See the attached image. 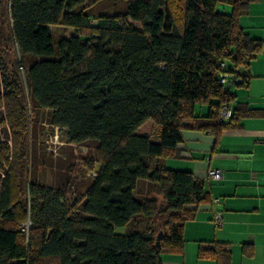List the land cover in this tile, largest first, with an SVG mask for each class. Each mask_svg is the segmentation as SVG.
Masks as SVG:
<instances>
[{"label":"trees","instance_id":"trees-1","mask_svg":"<svg viewBox=\"0 0 264 264\" xmlns=\"http://www.w3.org/2000/svg\"><path fill=\"white\" fill-rule=\"evenodd\" d=\"M107 1L7 0L24 82L0 57V264H162L163 252L182 250L183 225L207 198L191 173L162 165L178 157L182 121L218 136L258 115L233 109L234 96L218 80L234 73L230 80L243 85L262 48L238 22L254 0H119L122 13L103 11ZM57 26L74 35L54 43ZM225 104L232 112L223 122ZM196 105H208V115L196 117ZM37 111L49 113L69 145H94L98 153L92 179L71 206L61 189L25 179L27 114ZM147 122L157 128V143L137 134ZM140 184L162 203L145 197ZM25 186L30 199L20 202ZM160 216V226L141 228ZM122 227L126 235L114 233Z\"/></svg>","mask_w":264,"mask_h":264},{"label":"crops","instance_id":"crops-1","mask_svg":"<svg viewBox=\"0 0 264 264\" xmlns=\"http://www.w3.org/2000/svg\"><path fill=\"white\" fill-rule=\"evenodd\" d=\"M220 8L230 12L228 7ZM238 22L250 38L262 41V48L249 62L246 82L230 88L231 104L233 109L246 106L258 115L241 118L218 136L192 129L190 119L182 121L178 157L162 165L191 173L204 186L207 198L183 225L182 250L163 252L162 264H264V0L250 2ZM208 113V105L194 109L199 118ZM139 130L137 134L151 135ZM151 141L157 143L158 137L151 136ZM209 170H221L223 179L209 178ZM216 212L222 216L219 229L212 224ZM201 250L211 253L200 254ZM221 252L228 253L226 260Z\"/></svg>","mask_w":264,"mask_h":264},{"label":"rangeland","instance_id":"rangeland-1","mask_svg":"<svg viewBox=\"0 0 264 264\" xmlns=\"http://www.w3.org/2000/svg\"><path fill=\"white\" fill-rule=\"evenodd\" d=\"M94 1V0H88ZM103 11L123 12V5L119 0H109L100 5ZM54 43L59 39H68L74 35L72 29L60 26L51 27ZM0 57L9 70L18 69L19 75L24 82L23 72L18 66V55L12 45L9 35L8 5L7 0H0ZM17 62V63H16ZM24 103L27 105L26 91L24 93ZM29 120L28 150L25 153L24 176L30 184L34 186L44 185L47 188L61 189L64 194V202L71 206L76 198H80L85 188L92 179L91 175L95 171L89 170L92 164L96 170L98 167V153L94 145L75 146L69 145L65 138L64 130L49 124V113L37 111L27 114ZM149 132L153 139L156 138V128L152 127V122H147L139 133ZM4 136L3 131H0ZM139 191L147 196L154 198L161 204V196L154 189L140 184ZM20 199L28 201L27 187L22 189ZM26 220V224H28ZM165 222V216L155 217L149 223L143 224L142 229H152ZM24 224V223H23ZM25 224V225H26ZM151 225V228L148 226ZM21 227V226H20ZM126 228H115L117 235H126ZM46 264H55L47 261Z\"/></svg>","mask_w":264,"mask_h":264},{"label":"built area","instance_id":"built-area-1","mask_svg":"<svg viewBox=\"0 0 264 264\" xmlns=\"http://www.w3.org/2000/svg\"><path fill=\"white\" fill-rule=\"evenodd\" d=\"M221 67H224V63L220 64ZM237 69L234 68L233 71H236ZM233 74L234 73H220L218 80L222 85H225L227 83V81H229L231 78H233ZM231 112H232V107L230 104H225L222 106L221 110H220V114H219V118L221 121L226 122L228 121V119L231 116ZM208 176L209 178H212L213 180L216 181H220L223 179V172L221 170H209L208 172ZM218 199H215L213 202L214 203H218ZM212 224L214 226L215 229H219L222 227L223 222H222V216L221 213L216 212L214 213L213 217H212ZM28 230V224L24 225L21 228V231H25L27 233Z\"/></svg>","mask_w":264,"mask_h":264},{"label":"water","instance_id":"water-1","mask_svg":"<svg viewBox=\"0 0 264 264\" xmlns=\"http://www.w3.org/2000/svg\"><path fill=\"white\" fill-rule=\"evenodd\" d=\"M240 84L241 83V80H229L227 81V83L225 84L224 88L228 91L230 90V88L233 86V84ZM163 238V233L162 231H159L156 236H155V241H154V245L156 248H160V242Z\"/></svg>","mask_w":264,"mask_h":264}]
</instances>
